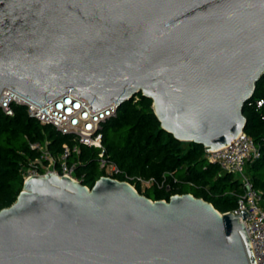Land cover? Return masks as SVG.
I'll use <instances>...</instances> for the list:
<instances>
[{
	"label": "water",
	"instance_id": "1",
	"mask_svg": "<svg viewBox=\"0 0 264 264\" xmlns=\"http://www.w3.org/2000/svg\"><path fill=\"white\" fill-rule=\"evenodd\" d=\"M264 75V0H0V96L72 93L94 110L142 93L205 151L247 125ZM191 192L47 171L0 209V264H258L239 215Z\"/></svg>",
	"mask_w": 264,
	"mask_h": 264
},
{
	"label": "trees",
	"instance_id": "2",
	"mask_svg": "<svg viewBox=\"0 0 264 264\" xmlns=\"http://www.w3.org/2000/svg\"><path fill=\"white\" fill-rule=\"evenodd\" d=\"M264 75L256 84L253 97L244 105L247 117L245 131L259 144L261 156L248 166L255 185L264 192ZM13 115L0 107V209L10 206L23 188L24 171L29 162L40 156L32 142H48L47 147L56 157L63 152V144L70 137L51 124H43L30 116L25 105L13 103ZM103 142L111 158L130 177L139 192L152 199H169L174 193L191 192L212 202L222 213L237 207L239 179L223 171L217 162L207 159L203 144L178 140L161 127L152 100L142 93L125 102L116 115L103 126ZM98 148L81 145L70 161L78 160L77 173L85 174L83 182L92 186L104 170L97 162ZM59 163V162H58ZM137 177H154L157 185L142 188ZM118 178L125 180V174ZM169 186V189L167 188Z\"/></svg>",
	"mask_w": 264,
	"mask_h": 264
},
{
	"label": "built area",
	"instance_id": "3",
	"mask_svg": "<svg viewBox=\"0 0 264 264\" xmlns=\"http://www.w3.org/2000/svg\"><path fill=\"white\" fill-rule=\"evenodd\" d=\"M263 102V99H257L256 105L262 106ZM13 103L25 105L30 116L43 124L53 125L58 131L68 135L73 142V145L69 142L63 144L64 150L59 158L51 153L47 141L32 142L31 147L37 148L40 156L29 162L24 171V180L32 174L56 171L83 182L85 174L79 175L76 170L78 160L70 161L74 153L81 152V145L98 148V166L104 170L105 175L118 178L119 174H125V180L135 179L124 172L111 158L103 142V126L109 118L116 115L119 108L116 102L94 110L87 99L68 93L39 105L11 89H6L0 96V107L5 113L13 115L15 112ZM206 153L209 161L217 162L223 171L232 173L239 179L241 191L236 193L237 207L231 211L235 214H242L241 209L249 212L244 219L243 215L239 217L251 238L257 263L264 264V192L255 185L247 171L250 163L261 156L259 144L246 131H242L232 143ZM136 180L143 189L154 185L163 186V183H158L154 177L148 179L137 177ZM167 188L169 189V186Z\"/></svg>",
	"mask_w": 264,
	"mask_h": 264
},
{
	"label": "rangeland",
	"instance_id": "4",
	"mask_svg": "<svg viewBox=\"0 0 264 264\" xmlns=\"http://www.w3.org/2000/svg\"><path fill=\"white\" fill-rule=\"evenodd\" d=\"M249 169L247 168V171H248Z\"/></svg>",
	"mask_w": 264,
	"mask_h": 264
},
{
	"label": "bare ground",
	"instance_id": "5",
	"mask_svg": "<svg viewBox=\"0 0 264 264\" xmlns=\"http://www.w3.org/2000/svg\"><path fill=\"white\" fill-rule=\"evenodd\" d=\"M28 178V177H27Z\"/></svg>",
	"mask_w": 264,
	"mask_h": 264
}]
</instances>
